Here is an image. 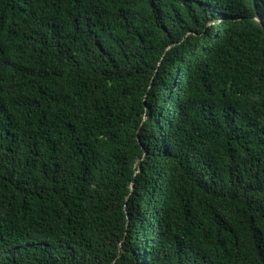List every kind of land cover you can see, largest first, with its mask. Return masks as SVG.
Masks as SVG:
<instances>
[{
  "label": "trees",
  "instance_id": "1",
  "mask_svg": "<svg viewBox=\"0 0 264 264\" xmlns=\"http://www.w3.org/2000/svg\"><path fill=\"white\" fill-rule=\"evenodd\" d=\"M264 0H0V264H264Z\"/></svg>",
  "mask_w": 264,
  "mask_h": 264
},
{
  "label": "water",
  "instance_id": "2",
  "mask_svg": "<svg viewBox=\"0 0 264 264\" xmlns=\"http://www.w3.org/2000/svg\"><path fill=\"white\" fill-rule=\"evenodd\" d=\"M257 20L259 21V23L262 25V27L264 29V24H263V22H261V19L260 18H257Z\"/></svg>",
  "mask_w": 264,
  "mask_h": 264
}]
</instances>
